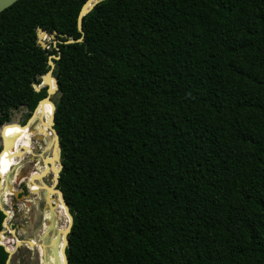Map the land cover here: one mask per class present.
Instances as JSON below:
<instances>
[{
    "label": "trees",
    "instance_id": "16d2710c",
    "mask_svg": "<svg viewBox=\"0 0 264 264\" xmlns=\"http://www.w3.org/2000/svg\"><path fill=\"white\" fill-rule=\"evenodd\" d=\"M85 1L19 0L0 13V128L13 111L31 116L46 95L33 85L59 57L68 264H264V0H104L81 35ZM38 29L54 36L47 48ZM38 109L2 129L0 175L27 152ZM19 165L2 176L1 207ZM54 214L46 229L63 230L67 215ZM43 260L54 264L51 249Z\"/></svg>",
    "mask_w": 264,
    "mask_h": 264
},
{
    "label": "flooded vegetation",
    "instance_id": "af4514ba",
    "mask_svg": "<svg viewBox=\"0 0 264 264\" xmlns=\"http://www.w3.org/2000/svg\"><path fill=\"white\" fill-rule=\"evenodd\" d=\"M37 136H43L44 139H41V140L37 139L38 138ZM32 138H34L37 144L35 146L31 144L30 151L25 152L22 155L24 162L20 164L21 166H23V168L32 166L33 167L32 171L29 172L28 177H25V180L20 181L19 191L22 190V193L18 194L17 198L14 196V194L11 195L12 197L11 201H14V204H12L11 202V208L13 209V213L10 212L11 219L14 217V212H16L15 210L18 209L17 207L20 206V203L18 202H19V198L21 197V195H28V197L25 198L24 200H27L28 203H30L31 207H33V211L29 214V220L28 222H26L24 228L22 229L24 231L25 237H24V240L20 241L22 243L20 247L23 246L24 249L26 250V253H25L26 258H29L30 254H33V256L35 255V257H33L32 260L28 263L26 262V260H23L21 264H41V259L39 260L38 258L40 256L39 252L46 250L49 253L51 249V245H53V242H54L52 237L54 235L55 236L60 235L58 232L60 228H56L55 230H46L45 228L48 223V220H45L44 218L45 213L51 210L56 211L59 207L56 205V203H59L58 196L56 194L48 193V191L45 188L46 186L48 187L52 186L53 176H54L52 167H47L45 160H44L47 156L49 157L53 156L52 147L49 149L47 146V141L50 138H48L47 140L44 134H39V130L35 131ZM19 149L22 153L24 152V148H19ZM36 164L40 167L39 170H36ZM33 175L36 177H40V179L35 178L34 180L32 179L31 181V176ZM47 182H48V185L45 184ZM35 184L39 188L36 190V193H33V190L30 189V186L33 187ZM48 196L50 197L49 200H48ZM33 197H35L34 202L30 200V198H33ZM35 214L39 215L38 220L34 218ZM19 229L20 227L14 224L11 231L14 230L15 232H18ZM36 231H39L40 233V234H37L39 236V239L37 242L33 239V236ZM27 241L32 242L33 246H30L27 243ZM18 248L19 247H16V243H15V249L17 250Z\"/></svg>",
    "mask_w": 264,
    "mask_h": 264
},
{
    "label": "water",
    "instance_id": "95a60500",
    "mask_svg": "<svg viewBox=\"0 0 264 264\" xmlns=\"http://www.w3.org/2000/svg\"><path fill=\"white\" fill-rule=\"evenodd\" d=\"M17 1L19 0H0V13L3 12L4 10H6L7 8H9L10 6H12L14 3H16ZM102 1L104 0H86L83 5L81 6L80 10H79V13L77 15V21H76V26H77V31L83 35V29H82V21H83V18L89 14L93 8L98 5L99 3H101ZM45 36H48V34L46 32H43L41 31L40 29L37 30V37H38V44L43 47V48H47V45L46 43L44 42V38ZM51 39H54V36L53 35H50L49 36ZM83 40V37H80L78 39H73V38H68L64 41H59L60 44H74V43H79ZM57 42H53V45L55 46ZM52 59L54 60H57L59 59V57H56V56H53V55H50L48 57V66H49V70L45 73V75L41 76V84L40 85H33V89L35 92L39 93L41 91L42 88H45L46 90V95L44 98H42L41 100L38 101L37 105L35 106L31 116L27 119V121L25 122L24 125H28L29 123V120L35 115L36 113V110L38 109V107L42 104V105H50L51 106V114H50V118L48 120V122H44L46 125H47V128L46 129H39V133L40 134H44V136L46 138H51L52 139V143H53V146H52V149H53V156H54V150L56 149L57 151V172L54 173V176H53V184L52 186L48 187L46 186V190L48 191V193L50 194H56L58 196V202L59 203H56L57 206H59L60 204L63 206V209H64V212L65 214L67 215L68 217V223H67V226L66 228H64L63 230L62 229H59V234H61L62 236V245H61V248H60V252H61V256H62V263L63 264H68V260H67V256H66V248L68 246V234L70 233L71 231V227L73 225V217L71 216L70 212H69V208L65 202V199H64V196H63V193L59 190V189H56L57 185H58V182H59V174L62 170V164L60 162V158H61V148H60V142H59V136L57 134V132L55 131L54 129V113H55V104L53 103V101L51 100V97L53 95L56 94L57 90H58V86H57V81L56 79L53 77L52 73H53V70H54V63L52 61ZM51 83L53 84V87H51ZM8 124H16L17 126H22V125H19L18 123H8ZM8 124H5V125H8ZM5 125H3L1 128H0V139H1V142H0V146H1V149H0V154L1 152L3 151V149L6 147V144H5V140L3 138V135H2V129L5 127ZM23 125V126H24ZM31 127V126H30ZM30 129V128H29ZM32 133H35V130L30 129ZM38 139H44L43 136H37ZM11 143L9 142V145ZM12 145L15 147V143ZM19 153H22L19 149ZM52 156V157H53ZM22 157V156H21ZM50 159L49 156H47L44 160H45V163L46 161H48ZM0 179H1V175H0ZM33 178H31L32 180ZM0 186H1V182H0ZM12 194H14V196L17 198L18 194L22 193V190L21 191H11ZM28 195H21V197L19 198V200L21 199H25L27 198ZM48 200H49V196H48ZM12 204H14V201H12ZM0 211L4 214L5 218L3 220V223H2V226L5 228H7V225H6V217H7V214L6 212L4 211L3 207L0 206ZM15 231L12 230L11 234L15 237ZM3 235V232H0V240H1V237ZM27 243L30 245V246H33V243L30 242V241H27ZM0 245L4 248L5 252L8 254V259L6 261L5 264H10V259H11V256L13 254V251L9 250L6 246H4L2 243H0ZM22 245V243L20 241H17L16 240V247H20Z\"/></svg>",
    "mask_w": 264,
    "mask_h": 264
},
{
    "label": "rangeland",
    "instance_id": "374dc122",
    "mask_svg": "<svg viewBox=\"0 0 264 264\" xmlns=\"http://www.w3.org/2000/svg\"><path fill=\"white\" fill-rule=\"evenodd\" d=\"M44 42L49 44V43L52 42V39L49 36H45ZM51 99H52V101H54L56 99V96L55 95L52 96ZM48 107H51V106L48 105ZM27 117H28V113H26L25 109H22V110H19V111H13L12 114H11V122L18 123L19 125H23L25 123ZM15 126L17 127L16 124H8L6 126L5 131H6V135L7 136H8V134H10L13 131ZM47 140H48V138H47ZM31 144L34 145V146L37 144L35 142L34 138H32V137H31ZM47 144H50V145L52 144V139L51 138L47 141ZM23 162L24 161H23L22 157H18L17 158V163L22 164ZM25 166H27V165H25ZM32 168H33L32 166H29L27 168H25V167L23 168V166L19 165V174H18L19 180L16 181L17 182L16 183L15 182L16 179L14 180V176L12 177V181L11 182L13 184L11 186V191H19L20 190V187L18 186V185H20V181L25 180V177L29 176V172L32 171ZM45 184L48 185V182L45 183ZM30 189H31V187H30ZM11 194H12V192H11ZM11 198H12L11 196L8 197V199H9L8 202L9 203H7L5 206H3V208L5 210L10 211V212L13 213V209L11 208V202H12ZM30 200H32L34 202L35 197L30 198ZM18 203H20V206L17 207L18 209L15 210L16 212H14V217L11 220L7 219V228H5L4 229L5 231L3 232V238H4L3 242L7 246L11 247V249L13 251V254L11 256L10 264H21L23 260H26V262L28 263V262H30L32 260L33 257H35V255L33 256V254H30L29 258H26V255H25L26 250L24 249L23 246L19 247L17 250L15 249L16 239L17 240L19 239L18 241L24 240L25 235H24V231L22 229L24 228L26 222H28V220H29V214L33 211V207H31L30 203H28L27 200L21 199V200H19ZM51 211H53V210H51ZM57 216H58V214H57ZM45 217H46V213H45L44 218ZM34 218L36 220H38L39 219V215L35 214ZM58 222H59V226L65 227L66 220L62 219V221L58 220ZM14 224H16L18 227H20V229H19L18 232L15 233L16 235L13 238V236L11 234V232H12L11 229L14 226ZM46 230H52V227L49 226ZM37 234H40L39 231H36L34 236H33V239L36 242L39 239V236ZM43 252H44L45 255H49L48 251L43 250ZM38 258L40 260V256ZM56 258L58 260V263L60 264V245L56 246Z\"/></svg>",
    "mask_w": 264,
    "mask_h": 264
},
{
    "label": "bare ground",
    "instance_id": "6f19581e",
    "mask_svg": "<svg viewBox=\"0 0 264 264\" xmlns=\"http://www.w3.org/2000/svg\"><path fill=\"white\" fill-rule=\"evenodd\" d=\"M51 87H53V84L51 83ZM46 106H48V105H40L39 106V114H40V120H39V123H38V125H37V128H36V130H39V129H46L47 127H44L43 126V123H44V120H49V118H50V115H49V113H48V111H47V108H46ZM40 134V133H39ZM38 139V138H37ZM25 144V143H24ZM30 145H31V138L29 139V141H28V145H26L27 146V152L28 151H30ZM5 149H6V147H5ZM5 149H4V154H5ZM56 154H57V151H56V149L54 150V157H53V161L52 162H50L49 160L48 161H46V163L48 164L47 165V167H52V171H53V173H56L57 172V167H58V165H57V156H56ZM51 159V158H50ZM15 163H17V161H14L10 166H8L4 171H2V173H1V179H2V176H3V174H4V172L8 169V168H10L11 166H13ZM5 165H6V162H5ZM39 166L36 164V169L38 168ZM50 173V172H49ZM19 174V173H18ZM52 174V173H51ZM31 178H34V175L33 176H31ZM1 179H0V182H1ZM19 180V178H18V175H17V177H16V180H15V182L16 181H18ZM32 181V180H31ZM14 182V183H15ZM17 183V182H16ZM16 185V184H15ZM36 185V184H35ZM19 186V185H18ZM0 189H1V186H0ZM13 190V189H12ZM12 194H11V191H9L7 194H6V199H5V203L3 202V200H1L2 201V203H3V205L5 206L7 203H9L8 202V197L9 196H11ZM52 197V196H51ZM50 198V197H49ZM54 200V199H53ZM27 203V202H26ZM37 206V205H36ZM22 207V206H21ZM23 209V208H22ZM30 209V208H29ZM8 212V216H7V218H6V225H7V219H9L11 216H10V211H7ZM56 212H63V213H65L64 212V209H62V208H58L57 210H56ZM7 214V213H6ZM53 214H54V211H53ZM55 215V214H54ZM55 217V216H54ZM11 219V218H10ZM45 220H48V212H46V217H45ZM9 221V220H8ZM46 228V227H45ZM44 230V229H43ZM42 230V231H43ZM16 233V232H15ZM16 235V234H15ZM3 236V235H2ZM3 240H4V238L0 241V243H2L3 244ZM19 240V239H18ZM61 240H62V236H61V234L58 236V238H57V240L55 241V242H53V245H51V260H52V262H54V264H56V261H55V247L57 246V245H59L60 243H61ZM4 245V244H3ZM5 246V245H4ZM35 246V245H34ZM14 249V248H13ZM12 251V250H11ZM39 255H40V259H41V264H44V260H43V251H40L39 252ZM60 264H61V261H60Z\"/></svg>",
    "mask_w": 264,
    "mask_h": 264
}]
</instances>
